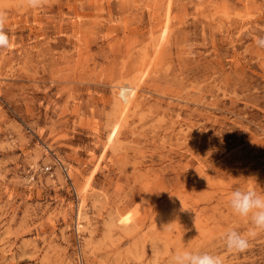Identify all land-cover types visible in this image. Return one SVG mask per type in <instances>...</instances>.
Instances as JSON below:
<instances>
[{
	"label": "rangeland",
	"instance_id": "obj_1",
	"mask_svg": "<svg viewBox=\"0 0 264 264\" xmlns=\"http://www.w3.org/2000/svg\"><path fill=\"white\" fill-rule=\"evenodd\" d=\"M0 12V264H264V232L224 240L231 191L264 192V0Z\"/></svg>",
	"mask_w": 264,
	"mask_h": 264
},
{
	"label": "clouds",
	"instance_id": "obj_2",
	"mask_svg": "<svg viewBox=\"0 0 264 264\" xmlns=\"http://www.w3.org/2000/svg\"><path fill=\"white\" fill-rule=\"evenodd\" d=\"M29 6H37L40 0H27ZM5 16L0 12V46H7L8 37L3 31ZM228 205L235 216L247 219L250 229L241 233L228 229L224 234L226 247L229 250L244 251L249 247V239L258 232H264V192L254 188L237 187L229 195ZM168 264H223V258L208 252L187 248L177 249L169 258Z\"/></svg>",
	"mask_w": 264,
	"mask_h": 264
},
{
	"label": "bare ground",
	"instance_id": "obj_3",
	"mask_svg": "<svg viewBox=\"0 0 264 264\" xmlns=\"http://www.w3.org/2000/svg\"><path fill=\"white\" fill-rule=\"evenodd\" d=\"M127 89H128V88H127ZM130 89H131V88L129 87V90H130ZM128 92H129V91H128ZM129 93H131V92H129ZM126 95H127V94H126ZM126 95H125V96H126ZM128 95H129V94H128ZM128 97H129V96H128ZM125 101H126V100H125Z\"/></svg>",
	"mask_w": 264,
	"mask_h": 264
}]
</instances>
